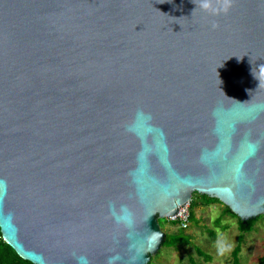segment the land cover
Returning a JSON list of instances; mask_svg holds the SVG:
<instances>
[{"label":"water","instance_id":"water-1","mask_svg":"<svg viewBox=\"0 0 264 264\" xmlns=\"http://www.w3.org/2000/svg\"><path fill=\"white\" fill-rule=\"evenodd\" d=\"M194 193L264 215V0H0V229L21 258L149 264Z\"/></svg>","mask_w":264,"mask_h":264},{"label":"rangeland","instance_id":"rangeland-1","mask_svg":"<svg viewBox=\"0 0 264 264\" xmlns=\"http://www.w3.org/2000/svg\"><path fill=\"white\" fill-rule=\"evenodd\" d=\"M197 194L194 193L193 196L197 198L199 205L195 206V218L186 231L190 244L177 249L162 246L152 256L153 264H260L264 258V215L259 217L252 231L241 233L237 220L229 214H223L224 205H203L200 203L203 200L198 199ZM159 223L167 235H178L181 230L178 224L175 225L168 219ZM218 238L233 245L232 250L225 255H218ZM196 249L206 253L209 261L206 262L205 257L199 255ZM236 249L239 252L237 255Z\"/></svg>","mask_w":264,"mask_h":264},{"label":"trees","instance_id":"trees-1","mask_svg":"<svg viewBox=\"0 0 264 264\" xmlns=\"http://www.w3.org/2000/svg\"><path fill=\"white\" fill-rule=\"evenodd\" d=\"M197 194V193H196ZM198 198L202 199V204L203 205H210L212 203H220L223 204L222 202H220L218 199L216 198H211L209 196L206 195H202V194H197ZM193 196L192 201H191V216H190V225H192V221L195 218V206L199 205L197 199ZM224 205V204H223ZM225 206V210L223 214H229V216H233L236 220H237V227L239 229V231L241 233H246V232H250L253 230L255 224L257 223L259 217L251 219L249 221H244L241 220L236 214H234L229 207ZM223 217V216H222ZM165 219L161 220L159 219V221H163L164 222ZM175 225H177V223H173ZM189 225V227H190ZM188 227V228H189ZM187 228V229H188ZM187 229H182L179 231L178 235H167V238L163 244V247H167V248H181V247H185L188 244H190V237H188V235L186 234ZM197 253L199 255H201L203 258L205 257L206 262L209 261V257L206 253L202 252L200 249H196ZM236 255L239 253L238 250H235ZM153 258H151V261L149 262V264H153ZM0 264H33L29 261L24 260L23 258H21L16 251L9 246L4 240H3V236L1 233V229H0ZM260 264H264V258L261 260Z\"/></svg>","mask_w":264,"mask_h":264},{"label":"clouds","instance_id":"clouds-1","mask_svg":"<svg viewBox=\"0 0 264 264\" xmlns=\"http://www.w3.org/2000/svg\"><path fill=\"white\" fill-rule=\"evenodd\" d=\"M233 0H195V4L202 12L209 15L227 14L230 11ZM213 27H217L214 23ZM233 245L217 240L218 255H225L232 250Z\"/></svg>","mask_w":264,"mask_h":264},{"label":"built area","instance_id":"built-area-1","mask_svg":"<svg viewBox=\"0 0 264 264\" xmlns=\"http://www.w3.org/2000/svg\"><path fill=\"white\" fill-rule=\"evenodd\" d=\"M190 206L191 202L183 206L182 209L180 208L178 214L168 218V221L177 223L182 229H187L190 225Z\"/></svg>","mask_w":264,"mask_h":264},{"label":"crops","instance_id":"crops-1","mask_svg":"<svg viewBox=\"0 0 264 264\" xmlns=\"http://www.w3.org/2000/svg\"><path fill=\"white\" fill-rule=\"evenodd\" d=\"M197 199V198H196ZM198 199H200V198H198ZM200 203H202V202H200ZM223 205V204H222Z\"/></svg>","mask_w":264,"mask_h":264}]
</instances>
